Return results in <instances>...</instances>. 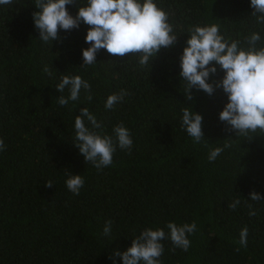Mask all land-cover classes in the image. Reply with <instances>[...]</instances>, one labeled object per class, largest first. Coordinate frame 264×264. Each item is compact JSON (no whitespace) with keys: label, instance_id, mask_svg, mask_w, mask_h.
Wrapping results in <instances>:
<instances>
[{"label":"trees","instance_id":"16d2710c","mask_svg":"<svg viewBox=\"0 0 264 264\" xmlns=\"http://www.w3.org/2000/svg\"><path fill=\"white\" fill-rule=\"evenodd\" d=\"M157 2L170 12L178 37L144 69L137 57L105 49L95 65L81 67L82 51L90 46L87 25L61 29L62 39L44 43L34 26V0L0 6V138L6 145L0 152V264H123L117 251L130 247L144 228L169 221H196L197 232L187 252L171 251V241H162V264H264V200L248 199L253 191L264 197V135L245 140L227 131L219 119L228 102L222 87L212 95L193 88L188 103L179 76L189 26L215 23L226 38L241 40L250 30L264 38V26L250 16L251 0ZM79 3L67 6L73 16ZM46 65L52 76L43 71ZM74 74L89 81L93 100L85 101L82 89L79 101L61 106L57 97L69 92L56 85L62 75ZM223 76L217 65L209 82ZM121 89L130 94L107 110V97ZM190 103L203 116L206 143L194 144L181 129V110ZM84 107L108 134L123 122L134 141L130 152L117 148L113 164L102 171L72 143L75 117ZM229 136L232 147L210 162L209 151ZM66 171L84 177L79 195L67 189ZM47 180L54 184L47 187ZM237 197L241 205L228 209ZM246 200L255 216L248 215ZM109 219L112 231L105 236ZM244 226L248 244L237 253Z\"/></svg>","mask_w":264,"mask_h":264},{"label":"clouds","instance_id":"9594fccd","mask_svg":"<svg viewBox=\"0 0 264 264\" xmlns=\"http://www.w3.org/2000/svg\"><path fill=\"white\" fill-rule=\"evenodd\" d=\"M13 2L0 0V6L12 5ZM34 4L39 9L33 13L34 26L39 30V40L44 43L62 39L61 29L71 31L79 28L81 23L88 26L85 42L90 46L82 51L81 67L95 65L97 53L105 49L112 56L137 57L136 64L140 69L149 65L151 68L160 50L169 49L177 42L178 33L170 22L171 14L157 0H86L84 4L80 0L75 16L67 6L76 5L77 0H34ZM251 7L254 11L250 16L254 23L264 26V0H251ZM184 32L190 35L180 57L179 76L183 81L186 102L193 100V88L212 95L216 87H222L228 102L219 113V119L226 124V130H235L237 137L245 140H251L255 134L264 135V38L261 32L250 30L243 40L226 38L215 23L191 25ZM127 61L130 62L129 59ZM217 65L224 71V76L220 81L210 83L209 77L217 72ZM43 71L53 75L47 65ZM56 88L62 94L66 88L69 92L68 96L57 97L56 103L61 106L67 107L70 102L79 101L82 89L86 93L85 101L93 100L91 84L79 74L62 75ZM129 94L125 89L110 94L105 108L112 110ZM181 111V129L194 144L206 143L202 114L194 111L192 104ZM74 129L73 145L79 149L86 163L98 171L113 164L117 148L130 152L134 143L130 129L123 122L114 125L111 134L106 133L103 122L89 107L82 108L76 115ZM232 142L231 136L225 138L223 146L209 151L208 160L214 162L225 149L232 147ZM5 150L4 139L0 138V152ZM66 176L67 189L79 195L85 185L84 177L67 171ZM53 184L52 180L46 181L47 187ZM248 199L260 201L264 197L253 191ZM241 203L237 197L229 203L228 209L234 211ZM244 203L249 209L248 215L255 216L256 210L252 205L247 200ZM112 223L111 219L105 223V236H110ZM196 232V221L179 225L169 221L164 227H146L134 236L130 247L122 253L117 251L116 255L122 256L123 264H162L160 257L165 250L162 241H171V251L179 248L187 252L192 244L189 237ZM248 234L249 229L244 226L237 241V253L247 247Z\"/></svg>","mask_w":264,"mask_h":264}]
</instances>
